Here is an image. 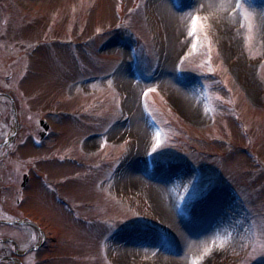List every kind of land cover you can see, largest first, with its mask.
I'll list each match as a JSON object with an SVG mask.
<instances>
[{
  "label": "rangeland",
  "instance_id": "374dc122",
  "mask_svg": "<svg viewBox=\"0 0 264 264\" xmlns=\"http://www.w3.org/2000/svg\"><path fill=\"white\" fill-rule=\"evenodd\" d=\"M37 13L38 114L81 172L58 181L65 263L264 264V0H40ZM204 217L221 230L213 252L180 257L177 231Z\"/></svg>",
  "mask_w": 264,
  "mask_h": 264
},
{
  "label": "flooded vegetation",
  "instance_id": "af4514ba",
  "mask_svg": "<svg viewBox=\"0 0 264 264\" xmlns=\"http://www.w3.org/2000/svg\"><path fill=\"white\" fill-rule=\"evenodd\" d=\"M39 5L0 0V264H66L55 229L73 207L58 181L81 176L68 174L70 151L38 114Z\"/></svg>",
  "mask_w": 264,
  "mask_h": 264
},
{
  "label": "bare ground",
  "instance_id": "6f19581e",
  "mask_svg": "<svg viewBox=\"0 0 264 264\" xmlns=\"http://www.w3.org/2000/svg\"><path fill=\"white\" fill-rule=\"evenodd\" d=\"M184 101H186V98H184ZM136 132L140 139L145 137V131L141 123L136 125ZM136 182L139 186L142 185V182H140L139 179ZM154 188L155 190H153V198L158 205H156V208L158 207V210H162L163 213V211H166L164 190L163 188L161 189L160 187L156 186H154ZM220 232L221 230L218 229V226H214L211 217L200 218L198 222L192 221L184 224L182 228L177 231L178 236L174 246L177 247V251L180 252V257L184 255L186 250L191 249L192 252L189 256V259L196 258L197 260L198 258L203 260L206 256H209L213 252L215 245L218 243L217 238L219 237ZM189 259L187 256V263ZM177 260L178 262H175V264H182L181 258Z\"/></svg>",
  "mask_w": 264,
  "mask_h": 264
}]
</instances>
